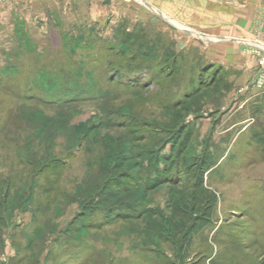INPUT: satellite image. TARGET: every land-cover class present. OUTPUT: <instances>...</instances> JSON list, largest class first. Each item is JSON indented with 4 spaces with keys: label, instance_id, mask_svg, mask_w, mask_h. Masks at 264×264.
Segmentation results:
<instances>
[{
    "label": "rangeland",
    "instance_id": "374dc122",
    "mask_svg": "<svg viewBox=\"0 0 264 264\" xmlns=\"http://www.w3.org/2000/svg\"><path fill=\"white\" fill-rule=\"evenodd\" d=\"M137 32L157 54L117 80ZM0 78V264H264V0H0Z\"/></svg>",
    "mask_w": 264,
    "mask_h": 264
},
{
    "label": "trees",
    "instance_id": "16d2710c",
    "mask_svg": "<svg viewBox=\"0 0 264 264\" xmlns=\"http://www.w3.org/2000/svg\"><path fill=\"white\" fill-rule=\"evenodd\" d=\"M120 46H124L126 48L122 50L119 48V51L116 54H121L126 58L130 53V58L128 59V64H122L119 67L120 70H118L116 73L117 80L125 78V75L129 78L131 74L139 69H137L136 64L138 63L139 59H148L150 57H155L158 50V42H150L148 36L143 35L140 32L124 34ZM172 54L173 53L169 52L168 50L164 51V59L166 60V62L173 61L175 57ZM133 81L134 80H132L130 76L129 83H133ZM1 83L2 78H0V84ZM17 97L20 98L19 95H17ZM78 99L79 98L75 96H70L66 103H74V101L76 102ZM178 118L179 117H177V119ZM179 133V136L183 137L185 135V128H181ZM255 136V140L261 147V151L264 154V132L257 133ZM173 143L174 147H176L179 144V141L176 140ZM185 145L186 142L182 144L181 148L186 147ZM216 163L217 160L215 156H212L211 154L206 152L198 160H196V162L189 166V168H186L185 173L188 177V180L191 182L192 187L189 205L190 212L194 215V220L192 221L191 226L183 224L180 230L178 229L179 225H176L178 233H175L174 237H176L179 241L180 251H183L185 247H190L192 245V236L194 235V233L202 230L212 221V214L216 207L217 200L215 199V197H212L211 194H209V190L205 187V176ZM165 183H169L167 181V178L159 177L154 179V181L152 182L150 181L148 186H146V189L152 190L161 185H164ZM124 204L127 203L125 201H122L121 205L123 206L121 207H124ZM91 212L87 215H91ZM172 225H175V223Z\"/></svg>",
    "mask_w": 264,
    "mask_h": 264
},
{
    "label": "water",
    "instance_id": "95a60500",
    "mask_svg": "<svg viewBox=\"0 0 264 264\" xmlns=\"http://www.w3.org/2000/svg\"><path fill=\"white\" fill-rule=\"evenodd\" d=\"M150 8H153V6H149ZM164 19L166 20V18L164 17Z\"/></svg>",
    "mask_w": 264,
    "mask_h": 264
}]
</instances>
